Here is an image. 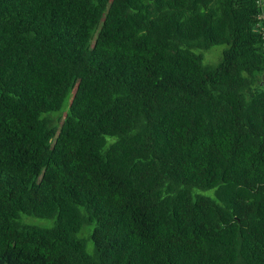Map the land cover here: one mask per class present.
Returning a JSON list of instances; mask_svg holds the SVG:
<instances>
[{
	"label": "trees",
	"instance_id": "1",
	"mask_svg": "<svg viewBox=\"0 0 264 264\" xmlns=\"http://www.w3.org/2000/svg\"><path fill=\"white\" fill-rule=\"evenodd\" d=\"M0 264H264V0H0Z\"/></svg>",
	"mask_w": 264,
	"mask_h": 264
},
{
	"label": "rangeland",
	"instance_id": "2",
	"mask_svg": "<svg viewBox=\"0 0 264 264\" xmlns=\"http://www.w3.org/2000/svg\"><path fill=\"white\" fill-rule=\"evenodd\" d=\"M226 47H227L226 45H218L212 48L211 50L205 51L204 52V55L206 56L205 63L212 65L218 64L223 57V53ZM70 104H71V94H69V96L66 98L63 108L58 112L51 113V115L59 116L60 114L67 113L69 111ZM20 222L28 225L48 226V227L52 226L53 224V220L38 218V217H30V216H23ZM89 249L90 250L93 249L92 242L89 243Z\"/></svg>",
	"mask_w": 264,
	"mask_h": 264
}]
</instances>
